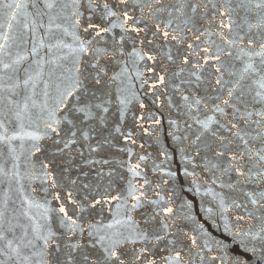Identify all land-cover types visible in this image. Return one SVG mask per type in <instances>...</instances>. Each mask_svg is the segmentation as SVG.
<instances>
[{
	"label": "snow or ice",
	"instance_id": "1",
	"mask_svg": "<svg viewBox=\"0 0 264 264\" xmlns=\"http://www.w3.org/2000/svg\"><path fill=\"white\" fill-rule=\"evenodd\" d=\"M133 74L183 119L169 118L180 168L152 163L164 194L150 156L114 143L136 144L121 87ZM113 204L111 222L93 221ZM193 256L264 264V0H0V264Z\"/></svg>",
	"mask_w": 264,
	"mask_h": 264
},
{
	"label": "water",
	"instance_id": "2",
	"mask_svg": "<svg viewBox=\"0 0 264 264\" xmlns=\"http://www.w3.org/2000/svg\"><path fill=\"white\" fill-rule=\"evenodd\" d=\"M70 42V41H69ZM115 71H119V68H116ZM133 69V73H134ZM109 75H112V72H109ZM150 76V74H146V77ZM111 91V99H112V106L110 109V115L115 113L114 120L118 122L119 120V112L118 109L120 107L118 100H117V85H109ZM121 87L128 89L125 95H128L131 99V103L127 106V111L125 115V120L123 124V131L125 133L131 131L133 133V138L136 140V144H125L122 138L117 139L114 141L118 147H131L133 152L138 155H149L150 160L148 162V167L145 169L148 172L149 178L153 181V184L156 183L161 184V192L162 194L169 192L172 189V182L169 181L168 184H163V180L168 179V177L161 175L159 172L152 171V163L155 162L156 164L161 165L162 168L165 170L172 169L175 170L180 168V160H179V153L177 152L176 148L174 147L175 142L173 141L170 133L175 131L174 128L169 127V118L177 120L180 124L181 128H183V119L180 117V114L176 111L175 108H169L167 103V95L161 89L156 90V95L161 96L160 101L153 102L155 100V95L149 89L148 86L141 87V83L137 80L133 74L131 80L125 79V82ZM131 93H135L137 99L131 98ZM178 99V98H176ZM140 103L145 105L144 109L140 108ZM163 104V107L158 108L157 104ZM152 113H155L156 117L161 119V124L155 125L150 116ZM145 117L143 121L139 118ZM142 124V127H141ZM114 126V124H113ZM145 129L148 132H151L152 135H147L145 133ZM180 133L177 132V135ZM156 137H159V142L156 141ZM143 145V148L140 146ZM113 153L122 159H127V154H121L117 152L115 149L112 150ZM160 151H167L168 154L172 157L171 160L164 162L165 158L163 156H159ZM189 170H191L189 166ZM182 171V169H181ZM180 183H184V178L180 177ZM187 185L185 184V187ZM211 186V185H209ZM186 199H193L191 193H185ZM197 204L199 203V197H196ZM207 199V198H206ZM179 199L176 200V206L179 210ZM55 202H53V206ZM69 211L71 212V207L69 206ZM116 212V206L113 205H104L102 214L95 215L93 217V221H98L103 224H108L113 220V215ZM194 212L199 214V219L202 222H205V227L210 231V233L218 238L222 237V228L217 227L215 224H211L209 222L204 221V216L200 213L199 208L197 207L194 209ZM137 220L140 219L139 213L133 214ZM222 223V222H221ZM190 225H185V231H189L190 235H193L190 231ZM183 251L186 254L188 253V241H184ZM215 253H208V255H214ZM193 264H200L198 257H192ZM207 264V262H205Z\"/></svg>",
	"mask_w": 264,
	"mask_h": 264
}]
</instances>
